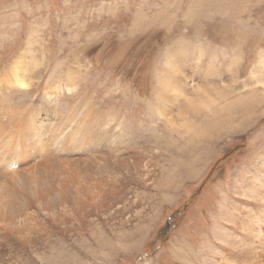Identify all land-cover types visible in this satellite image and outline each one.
Returning <instances> with one entry per match:
<instances>
[{"label":"rangeland","instance_id":"1","mask_svg":"<svg viewBox=\"0 0 264 264\" xmlns=\"http://www.w3.org/2000/svg\"><path fill=\"white\" fill-rule=\"evenodd\" d=\"M37 33L49 49L45 53L51 66L46 67L44 85H62L67 81V67L76 70L79 64V90L96 92L101 103L118 95L119 101H113L119 103L117 118L125 125L124 132L134 134V146L145 152L148 160L142 165L154 167L155 183L170 174V134L175 138L179 133L187 140L186 127L197 123L199 156L190 159L188 148H183L185 175L167 192L172 195L163 199L164 205L160 197L151 198L155 184L138 190L143 203L155 208L161 203L157 219L149 227L151 222H146L144 232L136 227L130 237L133 244L126 238L131 246L128 243L110 261H103L204 264L205 256L214 257L213 248L236 264H251L250 257L223 239L228 232L234 236L232 243L260 247L241 222L247 223L249 217L257 221L264 207V201H257L248 190L257 169L264 175V0H0V42L7 44V56H12L3 57L6 62L0 69L19 56L28 37L36 38ZM11 46L15 52L10 53ZM80 54L83 58L75 60ZM160 78L169 83V98L177 87L187 97L195 91L209 106L205 112L188 114L169 99L163 103L158 97ZM127 93L133 95L127 97ZM137 94L140 100L133 104ZM126 101L135 108L131 118ZM148 102L152 110L143 106ZM155 107L168 124L162 121L153 131ZM145 212L137 209L136 215ZM261 227L264 231V218ZM117 228H104V238H92L94 245L121 244L128 231ZM140 233L146 234L142 244L137 242ZM182 244L186 251H193L192 259L178 255ZM76 250L73 254L84 262L100 264L80 254V247ZM261 259L264 264V256Z\"/></svg>","mask_w":264,"mask_h":264},{"label":"bare ground","instance_id":"2","mask_svg":"<svg viewBox=\"0 0 264 264\" xmlns=\"http://www.w3.org/2000/svg\"><path fill=\"white\" fill-rule=\"evenodd\" d=\"M40 35L37 33L36 38L29 36L25 50L0 69V264H90V260L85 259L84 262L80 255L73 254L79 247L83 256L108 264L114 254L133 244L130 237H134L136 227L144 232L146 222H151L148 227L151 226L161 213L159 207L161 203L164 205L163 199L172 195L167 192L185 175L183 168L187 162L183 148H188L190 159L199 156L197 123L186 127L189 133L187 140L178 132L175 138L170 134L173 141L172 151L167 154L170 157L167 164L171 168L170 174L166 180L155 183L154 167L149 163L142 165L144 160H148L145 152L134 146V134L125 133V125L123 127L117 118L119 103L113 101H119L118 95L112 99L104 98L101 103L96 92L88 88L79 90L82 82L79 64H75L78 66L76 70L67 67V81L62 85H44L46 67L49 69L51 65L46 61L48 46L43 45ZM6 46L0 42V65L12 57L7 56ZM12 47L10 53L16 51ZM64 48L59 53L64 52ZM81 58L82 54L74 56L75 60ZM167 70H163L164 76ZM140 95L132 98L135 99L133 104L139 102ZM170 95L168 81L160 78L158 97L163 103L169 99L188 114L205 112L209 106L195 91L187 97L185 92L175 87L173 96L169 98ZM129 103H125L128 106L126 115L131 118L135 115L134 106ZM143 106L149 107L150 103ZM150 107L148 109L152 110ZM152 114L156 122L149 123L151 130L155 131L162 121L168 124V118L162 119L164 114L159 108L156 110L155 107ZM126 120L125 117L123 121ZM183 127L185 129V124ZM252 177L248 183L249 193L262 202L264 175L257 169ZM154 184L151 198L160 197L161 203L157 208L138 199L142 195L139 193L141 189L148 190ZM154 190L158 193L154 194ZM263 208L262 217L257 221L249 217L247 223L241 222L247 236L259 242L257 250L246 244L241 247L232 243L234 236L228 232L225 236L222 234L223 240L234 245L236 251L250 257L251 264H260L264 256ZM137 209H146V212L136 215ZM120 226L128 231L119 242L121 244L111 248L94 245L92 238H104V228L119 229L117 227ZM145 235L138 234L137 242L142 244ZM180 246L178 255L184 259L188 255L192 259L193 251H186L184 244ZM211 252L214 257L205 256L204 264H236L222 252L213 248ZM47 254L49 258L46 261L44 256Z\"/></svg>","mask_w":264,"mask_h":264}]
</instances>
